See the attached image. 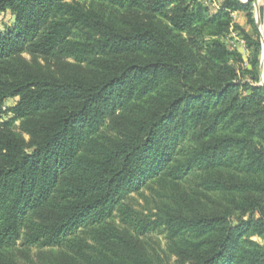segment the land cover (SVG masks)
Instances as JSON below:
<instances>
[{"label": "trees", "instance_id": "16d2710c", "mask_svg": "<svg viewBox=\"0 0 264 264\" xmlns=\"http://www.w3.org/2000/svg\"><path fill=\"white\" fill-rule=\"evenodd\" d=\"M7 12L0 264H36L33 247L49 248L51 264H264L253 1L0 0ZM233 29L246 61L224 41ZM144 189L156 213L131 202Z\"/></svg>", "mask_w": 264, "mask_h": 264}, {"label": "rangeland", "instance_id": "374dc122", "mask_svg": "<svg viewBox=\"0 0 264 264\" xmlns=\"http://www.w3.org/2000/svg\"><path fill=\"white\" fill-rule=\"evenodd\" d=\"M205 2L207 3V5H209L212 11L218 9L216 6H220V0H205ZM259 10H260V16L262 19L261 29H262V32L264 33V0H261ZM241 15L242 16H239V15L235 16V13L233 14L235 25L237 24L241 28L245 29L247 32L251 33L252 26L248 24L245 14L242 13ZM13 20H14V15L11 12L0 14V29H4L6 27L11 26L13 23ZM240 23H242L243 26H241ZM224 41L228 45L229 48L237 49L239 53L242 54V56L243 55L245 56L246 54L245 50L247 49L246 41L238 30H234V29L231 30L230 34L224 39ZM24 57L29 61L32 60V57L28 54H25ZM247 57H245L246 59L244 58L245 61L247 60ZM263 57H264V48L262 50L261 60ZM43 63L45 64L46 62L43 61ZM262 81H264V67H263ZM130 197H131V202L133 203L135 208L143 212L144 214L156 213L158 211L155 208V205H156L155 200L157 196L151 193V191H149L148 189H144L139 193H133ZM116 223L120 225V221L118 219L116 220ZM150 237L152 239V241H150L152 243L151 246L156 251L160 252L162 255H164V253H167V239L165 237V234L159 233V232H153L150 234ZM254 240L259 241L262 244L264 243V241L260 239L259 237H254ZM50 253H51V250L49 248L39 249L37 247H33L30 250V258L36 264H51V260L48 257ZM18 257L20 258L22 262H26L22 254L19 253ZM175 259H176L175 257H172V262Z\"/></svg>", "mask_w": 264, "mask_h": 264}, {"label": "water", "instance_id": "95a60500", "mask_svg": "<svg viewBox=\"0 0 264 264\" xmlns=\"http://www.w3.org/2000/svg\"><path fill=\"white\" fill-rule=\"evenodd\" d=\"M242 2L244 3H248V2H251L253 1L254 3V13H255V18H256V22H257V25L260 29V33H261V40H262V44H263V48H264V33L262 32V29H261V24H262V19H261V16H260V10H257L258 8V0H241ZM263 67H264V57L262 58L261 60V66H260V73H261V85H264V81H262V75H263Z\"/></svg>", "mask_w": 264, "mask_h": 264}, {"label": "crops", "instance_id": "0c3cea01", "mask_svg": "<svg viewBox=\"0 0 264 264\" xmlns=\"http://www.w3.org/2000/svg\"><path fill=\"white\" fill-rule=\"evenodd\" d=\"M243 1H245V0H243ZM260 2H261V0H258V8H257V10L260 9ZM241 14H242V12H235V16H236V15L242 16ZM240 24H241V26H243L242 23H240Z\"/></svg>", "mask_w": 264, "mask_h": 264}, {"label": "built area", "instance_id": "2783aa9c", "mask_svg": "<svg viewBox=\"0 0 264 264\" xmlns=\"http://www.w3.org/2000/svg\"><path fill=\"white\" fill-rule=\"evenodd\" d=\"M216 7L219 8V6H216ZM243 43H244V42H243ZM245 53H246V54H245V56L243 55V58H245V57H247V56L249 55V51H248V49L245 50ZM245 59H246V58H245Z\"/></svg>", "mask_w": 264, "mask_h": 264}]
</instances>
